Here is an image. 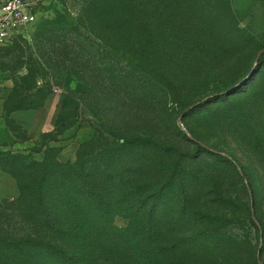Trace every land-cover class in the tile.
Here are the masks:
<instances>
[{
	"label": "rangeland",
	"instance_id": "374dc122",
	"mask_svg": "<svg viewBox=\"0 0 264 264\" xmlns=\"http://www.w3.org/2000/svg\"><path fill=\"white\" fill-rule=\"evenodd\" d=\"M120 1L116 0L118 10L124 0ZM169 1L173 7L180 3ZM128 3L135 15L133 26L149 21L148 31L140 33L131 26L130 37L121 35L119 44L144 50L162 48L155 60L162 67L152 76L155 88L146 103L123 96L117 86L108 93L103 87L75 91L72 102L64 103L76 88L77 78L67 56L48 54L46 47L42 60L47 57L53 63L50 67L43 64L37 76H30L29 54L38 58L36 45L44 29L77 25L80 6L72 0H43L33 34L0 46V93L6 94L5 99L14 93L26 96L51 91L44 104L57 114V132L52 136L43 133L33 141L32 147L40 146L41 152L32 158L44 159L49 148L52 157L74 163L96 132L107 137L105 128L154 136L164 150H151L149 163L162 161L165 167L178 163L196 210L211 216V225L200 221L195 226V234L207 230V241L194 247L192 262L260 264V256L264 264V53L257 62L264 49V0H192L189 9L181 4L167 14L158 9L159 20L148 13L150 3L155 6L158 1ZM119 60L123 66L136 63L122 52ZM242 80L240 87L230 91ZM180 118L184 127L178 125ZM16 136L25 138V133L5 117L0 140L14 153H18L14 142L21 140ZM27 152L23 149L21 153ZM163 181L152 187H163ZM12 198L0 195V203ZM174 203L167 198L155 216L164 233L169 263L179 257L178 251L168 250L171 240L185 229ZM114 223L124 228L128 219L116 216ZM5 226L10 231L18 227L9 221ZM229 236L236 241L234 247L225 241Z\"/></svg>",
	"mask_w": 264,
	"mask_h": 264
},
{
	"label": "trees",
	"instance_id": "16d2710c",
	"mask_svg": "<svg viewBox=\"0 0 264 264\" xmlns=\"http://www.w3.org/2000/svg\"><path fill=\"white\" fill-rule=\"evenodd\" d=\"M130 1L124 0L118 10L116 0H72L73 5L80 6L77 25L44 29L36 45L38 58L29 54L30 76H37L43 64L50 67L53 63L47 57L42 60L47 53L62 52L77 78L76 88L64 103L72 102L75 91L86 93L103 87L108 93L116 86L123 96L146 103L155 88L152 76L162 67L161 61H155L162 48L144 50L119 44L121 35L130 37L132 27L140 33L148 31L149 21L133 26L135 15ZM155 1L158 4L150 3L148 13L156 20L158 9L167 14L180 4L185 9L192 6V0H180L177 7L169 0ZM120 52L131 55L136 63L123 66ZM49 93H14L4 100L6 118L25 133V138L16 139H27V133L10 114L43 107ZM105 130L107 137L96 132L74 163L52 157L49 148L44 159L32 158L33 153L41 152L40 146L31 147L27 153L0 148V169L15 178L19 189L17 197L0 203V264H194V247L207 241V230L195 234V226L200 221L207 225L212 222L209 214L196 210L181 167L178 163L167 167L162 161L149 163L147 154L151 150H164L154 136L124 133L120 128ZM55 132L57 127L44 135ZM3 145L0 143V147ZM162 180L163 187H152ZM167 198L175 200L173 207L185 227L171 240L169 252L179 253L173 263L167 262L166 240L155 217ZM116 216L128 219V225L116 226ZM7 221L18 225L15 231L6 228ZM225 241L230 247L236 244L232 236Z\"/></svg>",
	"mask_w": 264,
	"mask_h": 264
},
{
	"label": "crops",
	"instance_id": "0c3cea01",
	"mask_svg": "<svg viewBox=\"0 0 264 264\" xmlns=\"http://www.w3.org/2000/svg\"><path fill=\"white\" fill-rule=\"evenodd\" d=\"M5 93H0V128L5 121L4 100ZM56 112V111H55ZM18 125L27 133V139L17 140L14 142V151L22 152L23 149L29 151L33 146V141L43 133L54 130L57 123V114L46 105L38 109L18 110L10 114ZM3 144V141L0 140ZM2 150L9 148L1 146ZM20 149V150H19ZM19 150V151H18ZM0 195L5 197H16L19 195V189L14 177L9 173L2 172L0 169Z\"/></svg>",
	"mask_w": 264,
	"mask_h": 264
},
{
	"label": "built area",
	"instance_id": "2783aa9c",
	"mask_svg": "<svg viewBox=\"0 0 264 264\" xmlns=\"http://www.w3.org/2000/svg\"><path fill=\"white\" fill-rule=\"evenodd\" d=\"M43 0H0V46L16 37L28 39L38 21Z\"/></svg>",
	"mask_w": 264,
	"mask_h": 264
},
{
	"label": "water",
	"instance_id": "95a60500",
	"mask_svg": "<svg viewBox=\"0 0 264 264\" xmlns=\"http://www.w3.org/2000/svg\"><path fill=\"white\" fill-rule=\"evenodd\" d=\"M263 53H264V49H262V50L259 52L258 57H257V62H258V60L260 59V57H261V55H262ZM247 78H248V77H247ZM245 80H246V79H245ZM245 80L240 81V82H239L235 87H233L230 91H233V90L237 89L238 87H240V86L244 83ZM178 125L181 126V127H184V123H183V121H182V118H180V119L178 120ZM259 262L261 263L260 258H259Z\"/></svg>",
	"mask_w": 264,
	"mask_h": 264
}]
</instances>
